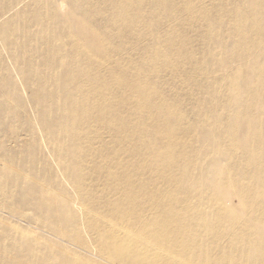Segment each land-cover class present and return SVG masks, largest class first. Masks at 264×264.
Returning <instances> with one entry per match:
<instances>
[{
	"label": "bare ground",
	"instance_id": "6f19581e",
	"mask_svg": "<svg viewBox=\"0 0 264 264\" xmlns=\"http://www.w3.org/2000/svg\"><path fill=\"white\" fill-rule=\"evenodd\" d=\"M211 2L0 0V264H264V0Z\"/></svg>",
	"mask_w": 264,
	"mask_h": 264
},
{
	"label": "rangeland",
	"instance_id": "374dc122",
	"mask_svg": "<svg viewBox=\"0 0 264 264\" xmlns=\"http://www.w3.org/2000/svg\"><path fill=\"white\" fill-rule=\"evenodd\" d=\"M211 1H215V0H205V5H209V6H211V5H214V3H212ZM225 1H230V0H225ZM235 1V0H234ZM217 14H220V13H217ZM216 28H220L219 27V23L217 24V25H214ZM204 28H206V26H204ZM227 31L225 30V33H226ZM215 50V53H216V51H217V49H222V46L220 45L219 46V48H214ZM251 58V57H250ZM126 62V60H122V63H125ZM176 80H178V79H176ZM179 81V80H178ZM258 140H262V137H258ZM23 142H26V136H21L20 137V144L21 143H23ZM26 149H28V146H23V147H19V153H23L24 152V150H26ZM3 153H4V150H3V148H1L0 149V165H2V163H3V161H4V156H3ZM2 167V166H1ZM4 172H7V171H5V170H3ZM7 173H9V172H7ZM5 197H6V195H4ZM7 198V197H6ZM23 264H29V261L27 260V258H25L24 259V261H23Z\"/></svg>",
	"mask_w": 264,
	"mask_h": 264
}]
</instances>
